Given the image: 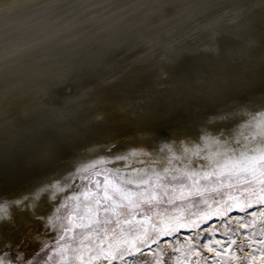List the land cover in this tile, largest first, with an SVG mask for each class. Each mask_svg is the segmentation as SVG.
Segmentation results:
<instances>
[{
	"label": "bare ground",
	"instance_id": "bare-ground-1",
	"mask_svg": "<svg viewBox=\"0 0 264 264\" xmlns=\"http://www.w3.org/2000/svg\"><path fill=\"white\" fill-rule=\"evenodd\" d=\"M262 111L264 0H2L0 186L8 196L54 187L35 213L9 209L0 247L38 250L35 216L66 215L81 181L61 183L107 146L128 159L106 166L128 173L182 157L170 179L224 151L221 134L233 147L256 137Z\"/></svg>",
	"mask_w": 264,
	"mask_h": 264
},
{
	"label": "snow or ice",
	"instance_id": "snow-or-ice-1",
	"mask_svg": "<svg viewBox=\"0 0 264 264\" xmlns=\"http://www.w3.org/2000/svg\"><path fill=\"white\" fill-rule=\"evenodd\" d=\"M252 120L255 124L250 126L259 129L256 137L248 138V142L243 144L236 141V146L233 147L232 142L224 141L223 134H221L220 139L215 142L220 144L225 149L224 151L204 156L205 163L200 164L198 169L192 164L186 165L182 176L172 175L170 179L169 173L177 171L171 167L173 160H181L182 157H172L168 161L169 166L160 171L152 167L157 162L149 160L145 169H134L133 172L128 173L119 167L108 168L106 166L109 163L116 164L128 159L122 153L113 152L115 145L107 146L103 156H96L87 167L80 165L79 172L74 171L71 177L61 183V188H63L64 184L69 183L73 177L81 181L70 184L72 191L70 199L73 201V206L66 215L59 216V208L54 206L46 216H35L43 229L42 233H37L33 237L34 241L40 245L38 251L43 253L40 259L47 255L48 250L55 247L56 255L60 257L58 264H65L66 261L68 264L72 262L76 264H119L135 255L145 257L146 264H148V257L154 256V253L145 252V249L151 250L153 245H159L161 236H168L187 227L184 224L164 221H161L160 227H157L155 223H150L151 216L149 215V213H154L156 206L163 203L165 199L170 203L174 202L173 195L189 187V184L184 183L185 180L198 184L200 179L210 180L215 176L217 182L223 183L221 179L223 177L229 186L234 187L237 184L245 186L244 192L248 195L246 200L240 204V211H247L253 205L264 206V111L260 113L259 118L253 115ZM216 123L217 120L212 117L206 121L207 125ZM201 133L208 135L206 128H201ZM184 151L187 152L188 149ZM194 154L199 156V151ZM145 155L151 154L145 153ZM141 163L145 162L141 161ZM52 187L54 185L49 184L30 192L8 196L5 189L0 186V222L11 220L10 208H26L35 213ZM64 207L68 208L67 203ZM101 212L104 213L103 216L100 215ZM253 215L256 214L253 213ZM261 215L264 216V213ZM137 217L143 219L137 220ZM56 220L63 221L58 229L55 228ZM146 223L148 226H145ZM124 225L128 227L125 228ZM240 226L245 227L243 224ZM54 230L60 232L54 245L41 239L42 235H47ZM261 234L264 235V230ZM226 243L234 244L235 241ZM219 246L223 248V245ZM204 247H208L209 251H216L210 245L206 244ZM160 251L164 255L153 259L150 264H167V261L172 259L164 249L161 248ZM172 251L178 252L179 249L173 248ZM239 251L243 253L244 248L240 247ZM69 252L72 253L70 260ZM216 254L219 256L223 253L217 251ZM35 255L36 253H33V256ZM49 259L52 258L49 257ZM229 259L248 261L253 257L250 255L237 256L233 252ZM0 264H32V259L24 255L18 247L14 248L11 243H8L0 247Z\"/></svg>",
	"mask_w": 264,
	"mask_h": 264
},
{
	"label": "rangeland",
	"instance_id": "rangeland-1",
	"mask_svg": "<svg viewBox=\"0 0 264 264\" xmlns=\"http://www.w3.org/2000/svg\"><path fill=\"white\" fill-rule=\"evenodd\" d=\"M221 179L223 183L217 182L215 176L210 180L200 179L198 184L184 181L189 184V187L177 191L173 195L174 202L170 203L165 199L163 203L156 206L154 213H149L150 223H155L158 227L163 218L185 213L180 218L175 217L169 220L168 223H180L187 227L168 236H161L159 245H153L151 250L145 249V252L154 253V256L148 257V264L153 259L164 255L160 251L161 248L172 257L167 264H264V243H261L264 241V235L261 234L264 230V216L259 214L254 218L253 215V213H259L264 206L253 205L247 211H240V205L234 204V198L239 196L246 199L248 194L244 192L245 186L237 184L232 187L223 177ZM100 215L103 216L104 213L101 212ZM60 216L63 217L64 214ZM137 218L142 219V217ZM241 218L245 220L239 221ZM241 224H245V227H241ZM55 241L56 238L48 243L54 245ZM228 241H235V243H226ZM206 244L215 248L216 251H209L208 247H204ZM219 244L223 245V248ZM240 247L244 248L243 253H240ZM18 248L24 255L31 257L32 264H37V261L38 264H58L60 260V257L56 255L55 247L48 250L43 259H40L43 253L36 249L33 251L24 247ZM173 248H178L179 251L173 252ZM217 251L223 254L218 256ZM233 252L237 256L250 255L253 259L230 260L229 257ZM33 253L36 255L33 256ZM68 255L71 259L72 253L69 252ZM119 264H146V261L145 257L135 255Z\"/></svg>",
	"mask_w": 264,
	"mask_h": 264
}]
</instances>
